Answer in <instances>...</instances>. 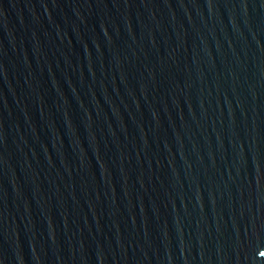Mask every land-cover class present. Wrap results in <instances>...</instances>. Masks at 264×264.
<instances>
[{"label": "water", "instance_id": "water-1", "mask_svg": "<svg viewBox=\"0 0 264 264\" xmlns=\"http://www.w3.org/2000/svg\"><path fill=\"white\" fill-rule=\"evenodd\" d=\"M0 264H264V0H0Z\"/></svg>", "mask_w": 264, "mask_h": 264}]
</instances>
